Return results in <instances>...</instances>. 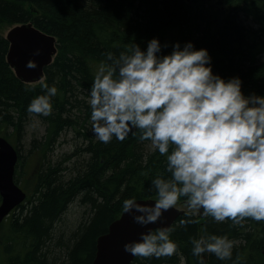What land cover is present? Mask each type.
I'll use <instances>...</instances> for the list:
<instances>
[{
    "label": "trees",
    "instance_id": "16d2710c",
    "mask_svg": "<svg viewBox=\"0 0 264 264\" xmlns=\"http://www.w3.org/2000/svg\"><path fill=\"white\" fill-rule=\"evenodd\" d=\"M26 22L54 36L58 51L43 81L23 83L6 62L9 44L0 35V135L19 144L36 116L27 107L44 94L42 85H54L58 92L52 114L37 116L51 137L32 139L30 145L42 154L32 195L0 223V264H91L96 237L119 217L124 201L157 199L152 180L161 173L170 178L166 157L149 151L150 141H140L138 130L123 142L113 138L103 144L94 137L88 92L98 65L111 64L106 54L118 58L131 43L146 50L148 41L158 39L168 45L163 55L174 43L191 42L208 51L214 74L225 80L239 77L245 96H264V0H0V29ZM65 130L81 145L64 156L67 166L63 160L48 166L47 153ZM22 164L19 155L16 184ZM75 202L85 214L68 229L64 216ZM184 219L193 223L181 227ZM171 227L176 254L135 256L131 264H197L190 238L207 235H227L234 245L231 259L204 253L205 264H264V221L246 218L234 225L185 213Z\"/></svg>",
    "mask_w": 264,
    "mask_h": 264
},
{
    "label": "clouds",
    "instance_id": "9594fccd",
    "mask_svg": "<svg viewBox=\"0 0 264 264\" xmlns=\"http://www.w3.org/2000/svg\"><path fill=\"white\" fill-rule=\"evenodd\" d=\"M162 47L168 45L153 38L146 50L131 43L118 58L107 53L112 63L98 65L88 92L92 133L99 142H123L136 129L140 141H150L166 157L170 178L161 173L152 180L154 205L133 198L124 201L123 211L139 213L132 215L133 222L147 226L184 198L191 215L217 223L264 221V96H245L239 77L225 80L214 74L206 49L177 42L161 55ZM36 66L33 61L26 65ZM42 89L27 112L48 117L58 89L46 83ZM179 223L187 227L193 221ZM173 231L171 226L150 229L126 243L124 251L142 258L171 257L178 251L170 239ZM190 243L197 264H205L204 253L221 261L232 257L234 241L227 235L190 238Z\"/></svg>",
    "mask_w": 264,
    "mask_h": 264
},
{
    "label": "water",
    "instance_id": "95a60500",
    "mask_svg": "<svg viewBox=\"0 0 264 264\" xmlns=\"http://www.w3.org/2000/svg\"><path fill=\"white\" fill-rule=\"evenodd\" d=\"M5 39L9 42L7 63L15 76L24 83H36L43 79L44 69L56 55L55 37L34 27L32 23L11 28ZM39 52V55L35 53ZM29 61L35 62V69L26 67ZM19 152L7 139L0 136V223L26 198L14 182L15 167ZM138 204L154 205L156 199L135 200ZM133 213L132 215H138ZM184 211L177 207L163 213L161 219L147 226L133 222L132 215L122 213L121 217L108 228V234L98 239L95 258L92 264H131L135 256L124 251V245L138 241L140 235L152 229L172 226Z\"/></svg>",
    "mask_w": 264,
    "mask_h": 264
},
{
    "label": "rangeland",
    "instance_id": "374dc122",
    "mask_svg": "<svg viewBox=\"0 0 264 264\" xmlns=\"http://www.w3.org/2000/svg\"><path fill=\"white\" fill-rule=\"evenodd\" d=\"M10 27L12 26L7 27L6 29H4V27L1 28L0 35L5 36ZM8 132H10V130ZM47 137L49 139L51 137V134L47 132L46 124L41 121L40 117L34 116L29 120V123L25 127V132L23 134L21 142L19 144H13L15 147H17V150L19 149V155H21V158L23 160V164L19 168V185L30 196L32 195L33 189L32 187L30 188V186L34 184L36 175L35 169L37 168L42 156L38 149H35L30 145L32 143V139L43 142L47 139ZM75 145H81V143L76 140V137L71 130H65L59 135V137L56 139L53 146L47 153L46 164H49L48 166H54L55 163L62 162V158L64 156L66 157L68 154L72 153L75 150ZM67 165L68 164L63 163V166ZM184 208L186 209V207ZM188 210L190 209L188 208ZM84 214V209L81 205L76 202L71 204L64 216L67 224H69L67 228H74L77 223L80 222ZM86 216H88V214Z\"/></svg>",
    "mask_w": 264,
    "mask_h": 264
},
{
    "label": "bare ground",
    "instance_id": "6f19581e",
    "mask_svg": "<svg viewBox=\"0 0 264 264\" xmlns=\"http://www.w3.org/2000/svg\"><path fill=\"white\" fill-rule=\"evenodd\" d=\"M36 28H37V27H36ZM37 29H38V28H37ZM39 30H40V29H39ZM6 35H7V34H6ZM6 35H5V36H6ZM57 45H58V44H57V41H56V54H57V51H58V50H57ZM55 56H56V55H55ZM147 149H148L149 151H150V150H153L152 147H151V144H150V143L147 145ZM62 160H63L64 163H66V164L69 163V162H66L67 160H65V157H63ZM70 162H74V160H72V161H70ZM17 185H18L19 188L22 190V192L26 194V191H25V190H24L19 184H17ZM0 202H1V197H0ZM123 212H124V211L121 212V214L119 215L118 218H115L113 221H111V223H110V224L108 225V227H107L106 232H104V233H102V234H100L99 236L96 237L95 245L97 244L98 239H99L101 236H103V235H107V234H108V228H109V226H110L113 222L117 221V220L121 217V215H122ZM3 221H4V220H3ZM3 221H2V222H3ZM2 222H1V223H2ZM133 260H134V259H133ZM132 262H133V261H132ZM132 262H131V263H132ZM91 264H92V262H91Z\"/></svg>",
    "mask_w": 264,
    "mask_h": 264
},
{
    "label": "flooded vegetation",
    "instance_id": "af4514ba",
    "mask_svg": "<svg viewBox=\"0 0 264 264\" xmlns=\"http://www.w3.org/2000/svg\"><path fill=\"white\" fill-rule=\"evenodd\" d=\"M176 207L179 208L180 210H183L184 211V214L185 213H190L191 214L190 210H188V206L186 205L185 201L182 202L181 205H178ZM184 207H186V209Z\"/></svg>",
    "mask_w": 264,
    "mask_h": 264
}]
</instances>
